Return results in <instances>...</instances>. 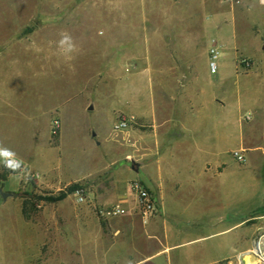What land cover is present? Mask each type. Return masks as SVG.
<instances>
[{"label":"rangeland","instance_id":"rangeland-1","mask_svg":"<svg viewBox=\"0 0 264 264\" xmlns=\"http://www.w3.org/2000/svg\"><path fill=\"white\" fill-rule=\"evenodd\" d=\"M64 32L77 48L67 55L58 48ZM211 44L220 47L216 73L208 68ZM160 105H191L195 122L203 116L217 153L209 159L220 162L221 177L197 206L211 210L200 228L204 264L219 244L234 252L218 264H245L243 253L252 250L264 264V3L0 0V142L21 154L30 153L31 139L39 143L35 161L0 184L7 194L0 193V264H82L92 240L106 249L108 226H121V201L138 181L139 136L154 121L145 110ZM119 117L133 120L116 131ZM55 119L60 129L52 135ZM72 185L62 200L46 201ZM114 205L124 211L103 213Z\"/></svg>","mask_w":264,"mask_h":264},{"label":"crops","instance_id":"crops-1","mask_svg":"<svg viewBox=\"0 0 264 264\" xmlns=\"http://www.w3.org/2000/svg\"><path fill=\"white\" fill-rule=\"evenodd\" d=\"M234 37L236 38V30ZM236 56L237 52L233 59L234 68ZM72 107L84 110L79 106ZM68 108L62 109V117L68 113ZM145 112L154 121L151 123L150 133L139 136L142 141L138 145V175L133 178H137L150 191L157 205V214L144 219L129 187L126 200L121 201L127 211L118 220L121 226H108L107 233H111L113 242L105 249L102 248L100 239L92 240L91 251L81 254L82 264H188L190 258L199 259V264L205 263V246L201 243L205 241L206 233L200 228L209 224L203 221L211 210H202L197 206L206 204V190L213 187L211 179L220 178L222 174L217 170L220 165L217 157L215 163L209 159L217 154L213 153L210 145L212 134L206 136L203 116L202 122L194 121V108L191 105H160L153 112ZM179 113L180 118L176 117ZM201 134L203 139H199ZM235 140L236 145L241 143L240 138L235 137ZM30 142L31 151L28 154L12 150L3 142L0 145L15 152L22 162H29L35 161L34 152L39 151V143L35 139ZM21 144L24 145L25 142ZM222 209L228 210L227 205L218 208L217 214ZM219 220L220 214L215 222L218 223ZM199 243L195 252L183 250L177 257L172 255L175 250ZM213 246H210L211 258L206 264H218L221 259L234 252L232 247L229 251L222 244H219L222 247ZM88 257L91 258L90 262L87 261Z\"/></svg>","mask_w":264,"mask_h":264},{"label":"built area","instance_id":"built-area-1","mask_svg":"<svg viewBox=\"0 0 264 264\" xmlns=\"http://www.w3.org/2000/svg\"><path fill=\"white\" fill-rule=\"evenodd\" d=\"M220 54L221 53L219 45L211 44L208 49V68L211 73H216L219 69ZM239 64L241 66H248L249 62L246 59H242L241 61H239ZM132 120L133 117H119L114 124V129L116 131L123 130ZM59 129L60 122L55 119L51 123L50 133L52 135H57ZM241 152L242 151H234V155L240 160L243 159V155ZM130 190L135 195L136 205L142 217L144 219H148L149 217L154 216L157 208L150 191L139 181L132 182L130 185ZM123 211L124 210L120 205H114L109 209L103 210V213L109 216H115L121 214Z\"/></svg>","mask_w":264,"mask_h":264},{"label":"clouds","instance_id":"clouds-1","mask_svg":"<svg viewBox=\"0 0 264 264\" xmlns=\"http://www.w3.org/2000/svg\"><path fill=\"white\" fill-rule=\"evenodd\" d=\"M264 2V0H262ZM58 48L65 55L77 50L75 43L70 34L61 33V39L58 41ZM0 162L10 171L16 172L22 168V161L17 158L15 152L11 149L0 145Z\"/></svg>","mask_w":264,"mask_h":264},{"label":"trees","instance_id":"trees-1","mask_svg":"<svg viewBox=\"0 0 264 264\" xmlns=\"http://www.w3.org/2000/svg\"><path fill=\"white\" fill-rule=\"evenodd\" d=\"M19 170L16 171V172H13V171H10L9 169L5 168L3 166V164L0 166V184H2L3 182L7 181L9 179V177L11 175H16L18 174ZM78 187V185H72L69 189H68V192H64V191H61L58 195L56 196H53V197H48L46 199L47 202H50V203H54V202H57V201H60L62 200L63 198L66 197L67 193L69 192H73L76 190V188ZM25 202L23 204V208H22V212H23V215H24V218L25 219H30L31 218V213L30 211H27L26 207H25Z\"/></svg>","mask_w":264,"mask_h":264},{"label":"bare ground","instance_id":"bare-ground-1","mask_svg":"<svg viewBox=\"0 0 264 264\" xmlns=\"http://www.w3.org/2000/svg\"><path fill=\"white\" fill-rule=\"evenodd\" d=\"M229 196V195H228ZM217 223V222H216ZM213 225V224H212ZM237 226V225H236ZM233 228V227H232ZM237 230V229H236ZM238 232V231H237ZM215 233V232H214ZM240 234V233H239ZM233 241V239L231 240V242ZM211 244V243H210ZM221 245V244H220ZM264 245V244H263ZM219 246V245H218ZM223 246V245H222ZM222 246H219V247H222ZM226 246V244H225ZM220 249V248H219ZM213 250H215L213 248ZM223 250H225L223 248ZM227 250V249H226ZM218 251V250H216ZM254 254H258L260 255V252L258 250H252V251H248L247 253H243L244 255V261H245V264H258V261L255 260L254 258ZM256 256V255H255ZM260 259V258H259ZM261 261L264 263V256L261 257ZM214 263V262H213Z\"/></svg>","mask_w":264,"mask_h":264},{"label":"water","instance_id":"water-1","mask_svg":"<svg viewBox=\"0 0 264 264\" xmlns=\"http://www.w3.org/2000/svg\"><path fill=\"white\" fill-rule=\"evenodd\" d=\"M132 169H133L134 171H138V164L135 163V162H133V163H132ZM0 193L2 194L3 198H6L7 194L4 193V192H2L1 189H0Z\"/></svg>","mask_w":264,"mask_h":264}]
</instances>
